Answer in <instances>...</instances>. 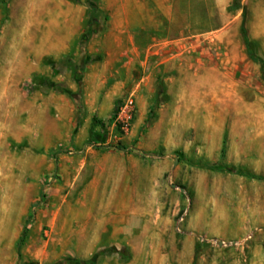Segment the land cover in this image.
<instances>
[{"label":"rangeland","instance_id":"rangeland-1","mask_svg":"<svg viewBox=\"0 0 264 264\" xmlns=\"http://www.w3.org/2000/svg\"><path fill=\"white\" fill-rule=\"evenodd\" d=\"M236 1L240 8L231 10L234 0H0V73L7 74L8 86L3 99L23 108L13 122L0 124V264H264V0ZM48 23H82L59 59L41 43L55 30ZM113 23H161L152 35L168 44L135 46L162 47L166 59L179 53L176 69L168 62L166 86L162 81L157 94L167 86L177 94L184 85L185 102L197 113L185 115L194 123L186 121L183 134L173 125L172 138L162 136L157 115L168 99L162 96L138 127L146 147L128 139L136 111L127 133L112 127L111 116L104 130L95 129L96 146L86 145L91 119L85 86L94 79L83 78L100 75L104 90L123 81L121 101L132 94L128 86L155 73L159 62V56L141 53L122 66L131 44H120L125 56L117 52ZM242 23L259 62L246 52ZM17 36L29 44L21 49ZM52 94H68V119L54 108ZM207 133L217 135L215 142L223 135L222 146L207 147ZM177 134L184 139L177 141ZM239 141L247 144L241 156L229 147ZM118 142L131 151L122 156L109 147ZM135 150L166 170L152 188L158 229L128 241L107 233L103 219L116 212L103 200L115 190L119 165L131 164L127 155ZM218 241L236 244L219 247Z\"/></svg>","mask_w":264,"mask_h":264},{"label":"crops","instance_id":"crops-1","mask_svg":"<svg viewBox=\"0 0 264 264\" xmlns=\"http://www.w3.org/2000/svg\"><path fill=\"white\" fill-rule=\"evenodd\" d=\"M48 26H52L55 29L53 35L46 37L41 43L49 44L48 51H46V54L48 56L53 57L54 59H59L63 57V55L67 51H69L73 39H77L78 34L81 33L80 29L82 27V23H48ZM113 27L117 31L115 36H113L117 43V52H125V56L126 51L128 50L127 52L131 54V57L128 60L124 61V64L122 66H126V64L130 62H136V55H140L141 53H144L146 57L159 56L157 58L159 59V62L156 64L157 69L155 68L157 71L155 73L154 71H150L148 74H144L139 79V82L137 84L128 86V88L126 89V91L131 90L132 94L135 93V107L137 109L134 123L132 125L128 139H138V127L140 126L147 113L150 111V107L154 104H157V100L161 99L162 96H167L168 98L166 102V107L161 106V104L157 115L158 124H164L165 126L164 133L162 136L165 138V140H170L172 138L171 133L174 128L173 125H175L176 129L180 127L181 134H183L182 130L186 121L189 122L187 124L194 123L193 120H186L185 115L187 113H197V109L192 106L193 104L191 105L185 102L183 95L184 85H181L179 86V88L176 89L177 92L180 94H174L171 89V86H167L165 89H161L157 94V88L159 84L162 83V81L165 82L164 85L166 86V72L167 66L169 64L168 62H171L170 60H172V66H175L176 69V62L179 53H173L171 54L172 56L170 59H166L165 55L161 51L162 47H160L159 50H153L152 47L149 46L147 49L141 50L139 47L135 46L141 41L149 45L155 43H160L164 45L168 44L169 41H167V39L161 40V36L157 37L156 35H152V31L156 28H160L161 23H113ZM15 40L17 43L23 44L21 46V49H23L25 43L29 44V41L26 42L27 39H25L23 36H17ZM177 42L178 41H175V43ZM123 43L131 44V48L124 50L120 46V44L123 45ZM171 43H174V41ZM35 54L38 58L41 56L39 50L35 51ZM121 55L123 56V54ZM44 56L45 55H42L41 58H44ZM35 60H33V62H30V67L34 66L33 64L36 62ZM20 65L24 67V62L20 61ZM131 77L135 81V73L131 74ZM6 78L7 74L5 72L0 73V124L13 122L14 120H12V118L16 117L17 112L23 111L22 107H18V105L15 103L9 106L6 102V99H3L5 97V91L8 87ZM91 78L94 79V82L91 80ZM83 79L86 82L92 81L91 86H85V89L87 91H90L85 100V105L89 113L88 118L92 119V117H95L104 122L105 119L110 118L113 115V112L115 110L114 105L115 103L119 102L117 98L120 96L121 93L124 92V82H115L113 87L104 90V81L102 80L100 75L91 73L87 74V79L86 77H84ZM97 79L98 82L96 83ZM74 84L70 85V89H74ZM52 99L54 101L52 102V104L54 108L59 112V114L63 116L62 119H68L69 112L73 106L68 94H54L52 96ZM165 108H170V115H164ZM206 122L208 124L210 123L208 121ZM17 130V128L14 130V134H17ZM150 132L152 137L156 133L154 129H151L149 133ZM216 136L217 135H211V133H207L205 137L206 140H208L207 147L217 149V146H222V142L220 141L223 139V135L221 137H218L219 142L213 141L216 140ZM176 138H178L177 141H182L184 139V136L177 134ZM139 139L137 140V146L139 148L146 147L147 144L144 141L145 138L141 141ZM230 139L233 138L230 137ZM239 140H241V138H239ZM229 147L231 150L239 152V156H241L242 154H244L243 151L246 150L247 144L242 141L231 142L229 143ZM136 151L137 150L132 151L127 155V159L131 161V164H129L128 166L119 165L117 170L118 178L116 180V183L114 184L115 190L109 192L103 200L106 204V210L110 209L116 212L110 217H105L103 219V224H105L107 233H109L111 236H122V238H125L128 241L132 240V237H134V239L135 237L143 238L146 235H149L150 231L152 233V230L158 229L159 216L153 217V215L151 214L153 211L152 203L158 204V197L155 196V200L153 199L152 188L155 186H160L161 182H159L158 178L160 177L161 172L166 170L165 167H162L157 163L153 165L147 160L142 159L141 155H139V153ZM120 153L122 154V156H124V152ZM157 211L158 208H156V215ZM221 218L223 220H226V222L228 220V218L225 216H222ZM239 225L240 223L236 222V227L239 228ZM136 229H139L138 233L135 232ZM154 234L158 235V233ZM237 234L239 236V233L231 232V235L234 237ZM248 235H252V237H254V231H252ZM231 239H233V237ZM186 240L188 244H190L191 237L187 235ZM132 250L136 249L133 247ZM253 252L254 256L257 257L259 254L258 252H260L258 251L257 245L253 247ZM255 257L253 259L251 258L250 261L257 262ZM81 264L85 263L81 261ZM260 264H262V262H260Z\"/></svg>","mask_w":264,"mask_h":264},{"label":"trees","instance_id":"trees-1","mask_svg":"<svg viewBox=\"0 0 264 264\" xmlns=\"http://www.w3.org/2000/svg\"><path fill=\"white\" fill-rule=\"evenodd\" d=\"M240 8L239 4L237 3L236 0H234V3L233 5L230 7L231 10H234V9H238ZM240 34H241V38H242V41H243V44L245 46V49H246V52L249 56V58L255 62H259V59L255 58L253 56V53H252V42L251 40L249 39L248 37V33H247V29L245 27V24L242 23L241 24V27H240ZM117 108H118V102L116 103L115 105V110L113 112V115H115L116 111H117ZM99 127L100 129L104 130L105 128V124L103 121L95 118V117H92L91 119V123H90V128H89V140L88 142L86 143V145H93V146H96V144L98 143V139H97V133L95 131V129ZM110 148H114L115 150H118V151H122V152H130L131 149L125 145H123L122 143L118 142L114 145H111L109 146ZM122 254V253H121ZM81 264V262H80Z\"/></svg>","mask_w":264,"mask_h":264},{"label":"built area","instance_id":"built-area-1","mask_svg":"<svg viewBox=\"0 0 264 264\" xmlns=\"http://www.w3.org/2000/svg\"><path fill=\"white\" fill-rule=\"evenodd\" d=\"M136 111L133 94H129L118 102V108L113 116L112 127L118 129L122 134L129 131L131 122ZM106 127V126H105Z\"/></svg>","mask_w":264,"mask_h":264},{"label":"water","instance_id":"water-1","mask_svg":"<svg viewBox=\"0 0 264 264\" xmlns=\"http://www.w3.org/2000/svg\"><path fill=\"white\" fill-rule=\"evenodd\" d=\"M180 190L183 191V188H180ZM234 244H235V242H231V243H229V242H228V243H224L223 241H218V242H217V245H218V246L234 245Z\"/></svg>","mask_w":264,"mask_h":264}]
</instances>
